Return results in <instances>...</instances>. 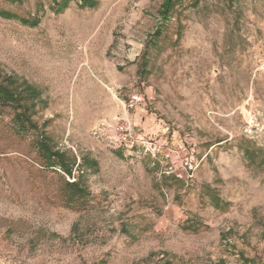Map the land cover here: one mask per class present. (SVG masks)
I'll return each mask as SVG.
<instances>
[{
  "label": "rangeland",
  "instance_id": "1",
  "mask_svg": "<svg viewBox=\"0 0 264 264\" xmlns=\"http://www.w3.org/2000/svg\"><path fill=\"white\" fill-rule=\"evenodd\" d=\"M63 1L0 0L17 15H0V81L39 91L72 170L0 105V264H264V0L166 18L163 0ZM119 120L144 143L114 144Z\"/></svg>",
  "mask_w": 264,
  "mask_h": 264
},
{
  "label": "trees",
  "instance_id": "2",
  "mask_svg": "<svg viewBox=\"0 0 264 264\" xmlns=\"http://www.w3.org/2000/svg\"><path fill=\"white\" fill-rule=\"evenodd\" d=\"M54 3H58V0H53ZM65 0L60 4V8L63 9L67 5ZM175 0H163L161 7V14L166 18L169 15L170 9L173 7ZM81 5L94 7L97 5V0H81ZM0 15L6 18H13L16 14L0 10ZM22 21L26 24L37 25L40 20H29L22 18ZM160 33V30H157ZM28 93V94H27ZM39 91L26 80H18L15 77L8 75L3 77L0 81V105L13 106L16 110L14 115L15 129L18 133L23 134L30 130L35 131L34 146L38 150V153L44 159V163L47 166H55L59 164L65 172L71 174L72 170L66 165L63 160V152L59 149H54L51 146L49 137L40 128L39 124L33 119V113L36 111L37 102L35 100L29 101V95L33 97L38 96ZM31 98V97H30ZM69 184V196L68 198L73 201L75 198L82 199L88 192L86 187L81 185L78 178L74 181L68 182ZM219 205V204H217Z\"/></svg>",
  "mask_w": 264,
  "mask_h": 264
},
{
  "label": "built area",
  "instance_id": "3",
  "mask_svg": "<svg viewBox=\"0 0 264 264\" xmlns=\"http://www.w3.org/2000/svg\"><path fill=\"white\" fill-rule=\"evenodd\" d=\"M113 143L118 146L134 147L143 142L139 133L133 128L129 120H119L115 124ZM150 143V142H149ZM149 145H152L149 144Z\"/></svg>",
  "mask_w": 264,
  "mask_h": 264
}]
</instances>
